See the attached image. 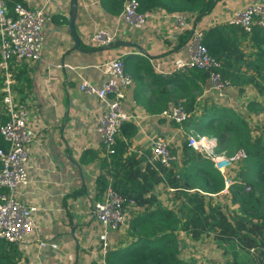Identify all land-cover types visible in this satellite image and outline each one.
<instances>
[{"label": "crops", "instance_id": "1", "mask_svg": "<svg viewBox=\"0 0 264 264\" xmlns=\"http://www.w3.org/2000/svg\"><path fill=\"white\" fill-rule=\"evenodd\" d=\"M19 1L44 7L50 19L43 27L40 59L11 65L16 76L13 84L15 96L27 103L28 123L33 133L27 150L29 183L19 197L38 206L31 240L27 248L20 251L14 264H101L100 243L96 237L98 222L90 212L93 200L90 192L96 177L106 170L101 167L104 154L97 133L98 119L105 106L94 95L81 92L80 82L86 79L100 85L105 75L99 65L116 57L123 59L126 72L132 78L123 110L135 118L124 123L117 138L125 143L123 155L132 153L135 158H140V167L145 159H149L150 143L155 137L169 139L171 151L175 153H181L184 141L182 124L167 122L158 116V112L147 111V107L164 104V99L152 92L155 77L183 79L186 89H202L204 93L213 94L205 90L206 79L202 81L198 76H185L184 73L162 76L153 69L152 59L160 60L162 67L168 69L174 56L187 58L184 45L176 49L179 34L166 19H152L145 28L135 30L119 19L123 0H76L71 31L68 24L72 0ZM252 1L264 2L217 0L211 12L195 25L206 30L224 24L234 9ZM99 27L113 30L115 41L102 48L87 45V37ZM241 48L245 52V61H248L253 49L247 37L242 39ZM142 59L150 66L152 77L146 76L142 70L146 63L140 67V63L129 62ZM239 71L238 75L243 74V77L251 73L243 64ZM231 85L226 99L229 107L248 115L249 121L254 123L264 110V91L260 93L250 84L234 85L231 82ZM249 102L256 111L248 109ZM0 115H3L1 108ZM173 148H177V152ZM89 150L92 153H83ZM167 190L161 185L156 187L159 198L171 206L168 202L171 190ZM214 201L217 202L218 198L215 197ZM38 241L55 244L56 248H41ZM129 242L125 226L109 233L113 248L124 247ZM190 245L194 246L192 253H186L188 249L182 251L185 258L195 257L202 243L190 242Z\"/></svg>", "mask_w": 264, "mask_h": 264}, {"label": "trees", "instance_id": "2", "mask_svg": "<svg viewBox=\"0 0 264 264\" xmlns=\"http://www.w3.org/2000/svg\"><path fill=\"white\" fill-rule=\"evenodd\" d=\"M15 1L19 0L7 1L11 15ZM138 1L142 11L187 13L193 24L210 13L217 2ZM189 34L187 29L179 33L176 49L185 44ZM245 37L253 49L248 61H245V52L241 48ZM203 43L208 52L222 62L223 77L229 78L234 85L250 84L260 93L264 91V28L255 27L251 33H245L239 27L219 24L204 31ZM145 61L129 62L140 63V67L146 63L142 70L146 76L152 77V70ZM242 64L251 71L245 77L238 75ZM192 71L202 81L207 78L204 71ZM155 78L152 92L163 98L164 104L147 107V111L159 113L168 106L181 104L190 113L182 125L190 126L198 136L216 139L217 152H225L226 143H230L244 149L246 158L233 162L227 168L225 176L231 184L226 193H221L223 177L209 159L188 146L187 140L180 147V165L178 162L165 167L145 159L143 167H140V158H135L132 153L123 155L125 143L117 138L114 152L101 158V167L106 170L96 177L92 199H101L107 185L124 197L125 205L131 208L125 225L130 242L124 247H110L104 263L194 264L183 257L181 249L185 242L180 237L183 235L184 240L193 243L206 240L214 243L221 250L220 254L226 256L217 264H264V110L258 115L260 118L249 126V116L229 107L228 103L200 107L193 99L178 103L177 98L188 90L184 81L174 77ZM2 80L0 73V97ZM252 105L249 102L248 109L253 110ZM4 120L5 116L0 115V123ZM251 133L256 135V139L251 138ZM4 144L0 135V147H5ZM83 153H92V150ZM160 185L164 190L172 189L168 198L171 206L157 195L156 187ZM214 196L218 198L217 202ZM20 254L14 244L0 240V264H14Z\"/></svg>", "mask_w": 264, "mask_h": 264}, {"label": "built area", "instance_id": "3", "mask_svg": "<svg viewBox=\"0 0 264 264\" xmlns=\"http://www.w3.org/2000/svg\"><path fill=\"white\" fill-rule=\"evenodd\" d=\"M156 18L168 20L177 34L186 29L190 34L184 44L186 59L174 56L168 69L162 67L160 60L152 59L150 63L153 69L162 76L183 74L193 69L204 71L208 81L205 90L211 92L220 104L228 103L226 99L232 85L228 78L222 76V62L211 55L203 43L204 28L193 24L187 13L142 11L138 0H123L119 19L127 26L141 30ZM49 19L44 7H35L22 1L13 3L11 15L7 0H0V73L3 77L0 108L5 116L4 122L0 123V135L5 143V147H0V240L14 244L19 251H24L31 240L38 206L19 197L21 190L29 183L27 150L33 133L28 123L27 103L15 96L11 65L13 62H36L40 59L44 41L43 27ZM224 24L239 27L245 33H251L255 27L264 28V2L252 1L234 9L224 20ZM115 39L116 33L113 30L99 27L90 33L86 44L102 48ZM99 68L105 75L104 81L96 85L83 79L79 90L94 95L104 103L105 110L98 119L97 133L103 154L111 155L124 123L135 118L123 110V101L132 78L124 70L121 57L104 61ZM158 116L167 122L182 124L188 120L190 113L181 104H177L162 109ZM187 140L188 146L212 162V166L223 177L224 188L221 193H226L231 184L225 176L226 170L233 162L246 158L245 150L240 148L230 155H223L216 152V143L206 136H189ZM170 143L163 136L152 139L148 161L152 164L159 162L165 167L178 163V157L171 151ZM90 209L98 222L96 237L100 243L101 264H105V254L111 247L109 233L126 225L130 207L125 205L124 197L118 191L107 185L102 198L92 200ZM38 245L41 248H56L55 244L45 241H38Z\"/></svg>", "mask_w": 264, "mask_h": 264}, {"label": "rangeland", "instance_id": "4", "mask_svg": "<svg viewBox=\"0 0 264 264\" xmlns=\"http://www.w3.org/2000/svg\"><path fill=\"white\" fill-rule=\"evenodd\" d=\"M133 61H135V60H133ZM194 73L195 72L190 71L188 73H184V75L185 76L191 75V76H198L199 77V75H194ZM177 75H178V73H177ZM181 81H183V79ZM187 89H188V90H186L187 92L183 96H181L182 98H180V99L177 98L178 103H182L183 100H185V99L195 100L197 103H199V107L201 105H206V106L211 105V104H217L218 105L220 103L218 100H216L214 98V96L210 95V93H204L202 91V89L201 90H193L190 88H187ZM230 102H232V101L230 100ZM248 125L249 126L253 125V122L249 121ZM181 127H182V131H183L182 134H183L184 140H187V138L189 136L196 137L195 131L190 126L181 125ZM251 135H252L251 138L253 140L256 139L255 134L251 133ZM211 140L214 143H217L216 139L213 138ZM170 145H171V143H170ZM224 145L225 144L223 143L221 146L223 147ZM226 147H227V149L225 150V152L223 151V153H221V154L227 155V154L232 153L236 149H238V147H233V145H231L230 143H226ZM173 149H175V151L177 150V148H173ZM172 152H173V154H175L178 157L179 165H180V153L177 154L178 153L177 151H176L177 153H175L174 151H172ZM216 152H217V150H216ZM183 238L184 237L181 236V239L185 242V243H182L183 247L181 250L184 251V249H188L186 251V253H192L191 250H192V248L194 249V246L190 245V242H192V241L187 240L188 241V243H187V241L184 240L185 238L184 239ZM211 246L214 247V249H211L212 248ZM197 251L198 252H196L195 257H190V258H185V252H183L184 259H187V260L189 259L194 264H211V263L217 264V261H222L226 257L225 255L224 256L221 255L220 254L221 250L216 249L215 244L210 242L209 240H206V242H203L202 245H199V247L197 248Z\"/></svg>", "mask_w": 264, "mask_h": 264}, {"label": "water", "instance_id": "5", "mask_svg": "<svg viewBox=\"0 0 264 264\" xmlns=\"http://www.w3.org/2000/svg\"><path fill=\"white\" fill-rule=\"evenodd\" d=\"M75 14H76V0H72L71 14L69 17V24H68V27L71 31H73V23H74V19H75Z\"/></svg>", "mask_w": 264, "mask_h": 264}]
</instances>
